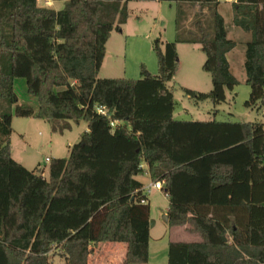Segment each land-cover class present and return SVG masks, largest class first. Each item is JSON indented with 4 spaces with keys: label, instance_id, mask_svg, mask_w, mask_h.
<instances>
[{
    "label": "trees",
    "instance_id": "16d2710c",
    "mask_svg": "<svg viewBox=\"0 0 264 264\" xmlns=\"http://www.w3.org/2000/svg\"><path fill=\"white\" fill-rule=\"evenodd\" d=\"M38 1L0 0V264H50L53 248L66 264H88L93 245L115 243L126 245L122 264H149L151 209L136 179L143 164L164 182L168 225L201 237L170 242L168 264H264V123L174 118L179 43L200 45L213 85L184 88L187 96L219 104L239 84L220 0H53L67 1L61 10ZM131 1L174 4L176 37L154 41L157 75L142 66L136 80L102 78L107 42ZM232 8L234 26L250 34L245 106L263 109L264 0ZM21 79L35 106L20 102ZM13 116L49 120L54 132L85 121L88 131L67 158L50 159L46 178L13 158Z\"/></svg>",
    "mask_w": 264,
    "mask_h": 264
},
{
    "label": "rangeland",
    "instance_id": "374dc122",
    "mask_svg": "<svg viewBox=\"0 0 264 264\" xmlns=\"http://www.w3.org/2000/svg\"><path fill=\"white\" fill-rule=\"evenodd\" d=\"M67 1L39 0L40 7H50L55 10H61L66 5ZM137 2H131L130 8H135L136 15H139L141 21L135 20V24H141V30L146 32L151 28L154 20L158 19L163 22L164 26L160 27V32L153 36L149 43L153 48V43L157 38L162 41L169 39L174 41L176 37L175 17L176 7L169 2L148 3L146 6H138ZM143 8V10H140ZM137 9V10H136ZM221 12L228 19L232 17V8L230 5H222ZM189 16L188 21L194 18L196 13L200 12L198 5L186 8ZM233 26L229 27L230 34ZM117 32V31H115ZM250 37V35H248ZM131 38H125L121 48L115 47L106 59V67L100 73V77L109 78L105 75H123L127 70L126 77L131 78V71L136 70V78L142 77L141 68L144 66L149 74L157 75L159 73V65L154 59L152 52L148 51L154 59V67L147 68V53L143 45L134 54H129V45ZM246 41L238 40L237 46L227 57L231 65V70L235 77L239 80V84L235 86V91H226V100L219 104H214L210 100L198 101L190 98L184 91L187 85L199 87L201 92H209L213 85L211 75L204 71L202 66L205 62L206 55L193 44L180 43L177 46L178 53V69L174 79L169 86L174 91L176 105L175 119L177 120H210L217 121H240V122H262L264 123V108H248L245 106L246 100L250 95V87L246 83L245 71V49ZM121 45V43H119ZM150 46V47H151ZM200 48V47H199ZM118 69V70H117ZM153 69V70H152ZM118 71V72H117ZM130 71V72H129ZM17 93L20 102L37 104L35 100H31L26 95L25 80H17ZM218 111H214V110ZM179 112V113H177ZM71 125L70 129L63 132L53 131V124L49 120L38 119L35 117H17L13 116L12 127L13 133L11 136V152L13 158L24 165L29 170H35L42 173L46 178L49 177L50 161L47 159L67 158L70 153V147L76 143L80 133L87 128V122L68 121ZM56 127L64 124V121H56ZM145 180V179H144ZM148 204L150 205L152 219L156 222V226H151V257L149 264H167L168 262V247L171 237L165 228L162 210L167 206V197L163 191L152 190L146 193ZM154 227V228H153ZM229 239V238H228ZM184 241H188L184 240ZM125 246L124 243H119ZM114 246V245H112ZM110 247V248H109ZM62 250L53 248L49 253L50 264H66L62 256ZM125 256V249L112 248L110 244L93 245V254L89 258L88 264H122Z\"/></svg>",
    "mask_w": 264,
    "mask_h": 264
},
{
    "label": "crops",
    "instance_id": "0c3cea01",
    "mask_svg": "<svg viewBox=\"0 0 264 264\" xmlns=\"http://www.w3.org/2000/svg\"><path fill=\"white\" fill-rule=\"evenodd\" d=\"M131 2L128 3V8L130 10V16L128 18L127 23L122 26V29L120 31H117V32L113 31L112 34H111L110 39L107 42L106 55H105V59L103 61V65L101 67L100 73L102 72L104 67H106V59L110 55V52H112L113 49L115 47H118V46L122 50V44L124 43L125 38H127V37L131 38L130 39L131 40L130 41V45H129V48H128L129 49V54L130 53L134 54V52L139 50L140 46L143 45V48L145 50H147L146 53H147V60L148 61H145L147 63V68H150L152 66L154 67V59L157 60V65H158L157 56H156L151 44L149 43V41L150 40L152 41L153 36H155V34L157 32H160V27L164 26V24H163V22H161L158 19H156V20H154L153 24H151L152 25L151 28L149 30H147L146 32H143L141 30V24L138 25V24L134 23V21L137 20V19H139L137 21H141L140 20L141 17L139 18V15H136L135 8H132V9L130 8V3ZM133 2H137V1H133ZM233 2H235V0H220V4L218 6L219 13L225 19L226 29H227V36H228L229 39H232L235 42H238V40H240V41L241 40H245L246 42H248V40L250 39V37L248 35H250V34L244 32L243 30L238 29L237 27L234 26V24H233V13H232V17L229 16L228 19H227L223 15L221 10H220L222 5H230L231 8H232ZM138 3H140V4H138V6L143 5V3L146 6V4H148V3H161V2L160 1H138ZM172 5H174V4H172ZM140 10H143V8H140ZM232 11H233V8H232ZM231 25L233 26V28L231 29L232 33L230 34L229 27H231ZM174 29H175V26H174ZM160 34H161V32H160ZM163 42H170V40L169 39H164ZM119 43H121V45H119ZM193 45H195V44H193ZM195 46L198 47V49H201L200 45H195ZM148 51L152 52V54L156 58L153 59L152 55L148 54ZM120 74H123V75H117V76L116 75H105V76H107L109 78H127V79H133V80H134V78H136V77H134V76H136V70H134V68L131 71V74H132L131 78H128V77H126L124 75V74H127V70L124 71L123 73H120ZM187 86L188 87H186V88H189V89H192V90H196V91H200L198 89L199 87L197 88V87H194L193 85H187ZM234 91H235V87L233 88V90H231V92H234ZM214 111L216 112L218 110L216 109ZM177 113H179V112H177ZM175 114H176V108H175V111H174V118H175ZM210 120H212V119H210ZM215 120H217V119L215 118ZM86 131H88V124H87V128L84 129L83 133H85ZM83 133H80L79 137L76 140L79 141L80 138H81V135ZM78 141H76V143ZM143 168H144V173L136 176V179L139 180L144 185V188H146L147 186L152 184L153 181H152V179L150 177V174L148 172V166L146 164H143ZM167 201H168L167 202L168 203L167 206H165V208L162 210L163 218L165 217V215H168L169 200L167 199ZM151 219H152V214H151ZM164 223L166 224L167 228H165V229L167 230V232L170 235H173L171 237V239H170L171 240L170 242H200L201 241V237L198 234H194V233H191L189 231L190 225H188V224L184 225V226L170 227L168 225V221L166 222L164 220ZM156 224L157 223L155 222L154 226H156ZM151 230H152V227H151ZM151 230H150V235H151ZM187 239H188V241H184V240H187ZM110 245H111L112 248H123L126 251V245L125 246H121L119 243L110 244ZM112 245H114V246H112ZM150 257H151V240H150V245H149V262H150ZM167 264H168V262H167Z\"/></svg>",
    "mask_w": 264,
    "mask_h": 264
},
{
    "label": "built area",
    "instance_id": "2783aa9c",
    "mask_svg": "<svg viewBox=\"0 0 264 264\" xmlns=\"http://www.w3.org/2000/svg\"><path fill=\"white\" fill-rule=\"evenodd\" d=\"M97 112L101 115L107 116L108 115V110L104 107V106H98L97 107ZM117 124L116 121H113L111 123L112 126H115ZM48 161H50L49 159H47ZM163 185L164 182H153L152 184H150L149 186H147L146 188H144V192L146 193H150L152 190H159V191H163ZM145 202V201H144Z\"/></svg>",
    "mask_w": 264,
    "mask_h": 264
},
{
    "label": "water",
    "instance_id": "95a60500",
    "mask_svg": "<svg viewBox=\"0 0 264 264\" xmlns=\"http://www.w3.org/2000/svg\"><path fill=\"white\" fill-rule=\"evenodd\" d=\"M164 220L167 222L168 221V215H165ZM155 222L151 221V225L150 226H154ZM224 240H227V238H224Z\"/></svg>",
    "mask_w": 264,
    "mask_h": 264
}]
</instances>
